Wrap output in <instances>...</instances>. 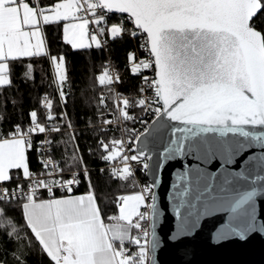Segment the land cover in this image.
<instances>
[{
  "label": "snow or ice",
  "instance_id": "6c2138e0",
  "mask_svg": "<svg viewBox=\"0 0 264 264\" xmlns=\"http://www.w3.org/2000/svg\"><path fill=\"white\" fill-rule=\"evenodd\" d=\"M262 13L264 0H56L49 6H42V0H0V86L10 85L14 62L46 57L60 99L66 100L61 89L66 80L65 58L49 55L45 33L46 26L61 24L62 42L72 49H99V37L105 34L112 39L122 34L142 38L138 46L146 55L138 59L129 53L130 71L153 73L142 76L143 87L138 91L143 97L123 99L124 107L117 109L125 124L139 123L143 131L124 127L126 139L99 142L107 153L105 162L119 157L124 165L112 171L117 179L134 178L133 162L154 175L152 183L137 194L119 197L123 207L118 217L110 219L125 221L124 225H105L91 190L73 195L81 183L78 172L65 178L64 170L48 159L41 162L45 178L33 177L28 157L31 137L47 130V124L38 122L36 111L30 113L27 130L16 126L8 137L0 132V182L18 181L16 189L0 188V204H21L26 228L51 264H146L148 230L144 225L161 182L158 170L168 161L188 157L198 162L185 164L174 174L171 194L181 203L223 200L239 191L237 181L244 179L246 169L264 171V152L244 159L238 171L228 167L243 156L245 142L264 149V27L256 23ZM115 14H120L119 22L106 28ZM32 73L33 65L28 63L25 75ZM98 79L104 85L113 78L105 69ZM52 106V100L45 97L47 121L56 119ZM135 108L140 109L139 117L130 114ZM146 117L152 118L151 123ZM165 120L175 124L165 125ZM166 126L171 127L169 138L153 165L148 138L159 142L157 133ZM60 130L51 128L52 132ZM132 144L136 147L130 148ZM216 160L221 166L210 172L208 166ZM11 170L22 171L13 177ZM84 175L89 176L86 170ZM21 179H27L26 188L19 184ZM56 190L65 195L56 198ZM43 191L47 199L41 198ZM5 214L0 208V217ZM0 230L23 245L25 238L11 219L0 222ZM133 230L136 235L130 234ZM32 237H28L29 244ZM129 245L138 251H130ZM19 251L24 254L23 248ZM17 264L24 262L17 258Z\"/></svg>",
  "mask_w": 264,
  "mask_h": 264
},
{
  "label": "trees",
  "instance_id": "16d2710c",
  "mask_svg": "<svg viewBox=\"0 0 264 264\" xmlns=\"http://www.w3.org/2000/svg\"><path fill=\"white\" fill-rule=\"evenodd\" d=\"M56 0H42V6H49ZM119 22L117 15H113ZM110 20L105 27H108ZM258 27H264V13L256 20ZM131 26L129 25V28ZM46 47L49 55L63 56L65 82L61 89L65 92L66 100L61 101L59 90L54 83L52 67L46 57L25 58L11 65L10 85L0 86V132L8 137L16 126L24 130L31 127L30 113H38V122L47 124L44 134H32L33 147L28 152L29 167L31 173L43 172L42 163L39 161L41 141L47 143V148L52 159L64 170L65 175L70 171L79 174L81 183L74 188L73 193L92 191L97 206L101 211L103 222L112 220L117 216L119 197L123 194L137 191L134 179L124 181L117 179L111 173L114 170L115 161L105 162L101 140L111 144L112 139L122 138L124 127L134 128L139 123L125 124L119 117L117 109H122V100H135L142 87V73L132 74L128 55L136 46L137 39L128 34H122L112 39L105 34L101 36L104 47L97 49H72L70 45L62 42L61 25L46 26ZM140 56L143 55L140 53ZM109 60L114 73L117 75L114 83L100 84L99 77L104 75ZM33 65L31 77H26V66ZM119 98V106L115 97ZM52 100L50 110L56 118L47 121L48 109L43 107L44 98ZM103 100V103L101 101ZM120 107V108H119ZM130 114L139 117L140 109L130 110ZM132 117H129L131 120ZM109 121V123H105ZM71 124V128L67 127ZM52 127H59V132H52ZM72 157H75L73 160ZM77 161L79 166H75ZM72 166L71 168L69 166ZM83 168L89 174L85 177ZM21 170H11L13 177L19 175ZM26 179H21L19 184L26 186ZM17 179L10 183L1 182L0 188L11 189L17 187ZM91 185V188H90ZM65 193L55 192V196ZM43 198V197H41ZM13 201L15 199L11 198ZM0 208L5 210V215L0 217V222L11 219L13 225L21 237H24L23 245L14 237L9 238L3 230H0V264H17V258L24 264H51L50 258L44 254L38 242L32 237V233L26 228V221L22 214V206L19 203H2ZM7 231H11L8 228ZM131 235H136L133 230ZM28 237H32L29 244ZM128 247L136 248L129 245ZM23 248V255L19 249Z\"/></svg>",
  "mask_w": 264,
  "mask_h": 264
},
{
  "label": "water",
  "instance_id": "95a60500",
  "mask_svg": "<svg viewBox=\"0 0 264 264\" xmlns=\"http://www.w3.org/2000/svg\"><path fill=\"white\" fill-rule=\"evenodd\" d=\"M164 123L175 124L167 120ZM247 127L261 130L259 126ZM170 131L171 127L166 126L157 133L159 142L148 138L147 150L154 154L151 164L159 159ZM261 152L264 149L259 145L247 141L243 156L228 167L238 171L244 159ZM193 163L198 162L178 158L158 170L161 182L155 188V205L150 206L148 264H264V171L246 169L244 179L237 181L239 191L223 200L177 202L171 194L174 174ZM220 166L216 160L208 170L217 171ZM145 177L152 183L151 169Z\"/></svg>",
  "mask_w": 264,
  "mask_h": 264
},
{
  "label": "built area",
  "instance_id": "2783aa9c",
  "mask_svg": "<svg viewBox=\"0 0 264 264\" xmlns=\"http://www.w3.org/2000/svg\"><path fill=\"white\" fill-rule=\"evenodd\" d=\"M89 16L91 15L90 13L88 14ZM117 18L119 19V15H117ZM94 27V26H93ZM100 39H101V46L102 47H104V41H103V39L101 38V37H99ZM140 42H142V38H137V42H136V46L131 50V52L130 53H134V55L139 59V58H144L145 57V53L143 52V51H141L140 50V48H139V43ZM140 53L143 55L142 57L140 56ZM107 63H108V66L105 68V69H107V71H108V73H109V75L113 78L112 79V82L114 83V81H115V79H116V77H117V75L114 73V71H113V68H112V66H111V64H110V62H109V60L107 61ZM130 66H131V64H129ZM142 75H153V73L152 72H150V71H143L142 72ZM142 87H143V81H142ZM143 93H139L137 96H136V99H138V98H142L143 97ZM115 99H116V104H117V106H119V98L116 96L115 97ZM120 108V107H119ZM145 119H147L148 120V122L149 123H151V119L152 118H149V117H146ZM134 128H136L137 130H139V131H143V127L140 125V124H138L136 127H134ZM15 130V129H14ZM13 130V131H14ZM12 131V132H13ZM12 132H10V133H12ZM122 138H124V139H126V137L125 136H123ZM47 141H46V139H44V140H42L41 141V146H40V153H39V161L40 162H42L43 160H48V159H50V160H52L53 161V163L54 164H56V165H58L53 159H52V157L50 156V154H49V150H48V148H47V143H46ZM134 145L135 144H132V145H129V147L130 148H135L134 147ZM130 154H135L134 152H132V153H130ZM124 167V165L121 163V161H120V158L118 157L116 160H115V162L113 163V168L114 169H122ZM132 167H133V169H134V182H135V185L137 186V191L138 192H140V190H141V188L143 187V186H145V185H147V184H150L151 182L145 177V172L142 170V167H141V165H139V164H137V163H135V162H133L132 163ZM84 168H83V172H84ZM72 172H76V171H70L69 172V174L68 175H65V173H64V177L65 178H67V177H69L70 176V174L72 173ZM33 174V177L34 178H45V170H43V172H41V173H32ZM26 181H27V179H26ZM28 182V181H27ZM25 188L27 187V185L26 186H24ZM2 188H6V187H2ZM17 187H13V188H11V189H16ZM56 192H59V193H61L59 190H56ZM41 197H48L47 196V192L46 191H43L42 193H41ZM13 199H16L15 197H12ZM141 210H143V208H141ZM149 211H150V209H149ZM150 219V218H149ZM144 227L145 228H147V230H148V237H147V252H146V256H145V261H146V264H148V261H149V258H150V252H149V249H148V244H149V236H150V228H149V221H148V223L147 224H145L144 225ZM136 234H137V232H136ZM143 242V241H142ZM130 248V251H138V248H132V247H129Z\"/></svg>",
  "mask_w": 264,
  "mask_h": 264
},
{
  "label": "rangeland",
  "instance_id": "374dc122",
  "mask_svg": "<svg viewBox=\"0 0 264 264\" xmlns=\"http://www.w3.org/2000/svg\"><path fill=\"white\" fill-rule=\"evenodd\" d=\"M110 20V23L108 24V27H111V25L113 24V23H117V21H115L114 20V18H110L109 19ZM61 35H62V24H61ZM57 57H60V56H57ZM121 104H122V102H121ZM124 106H123V104H122V108H123ZM137 187V186H136ZM138 193V191H134V192H130V193H127V194H123V195H121V196H124V195H135V194H137ZM120 196V197H121ZM123 207V203L120 201V199H119V202H118V206H117V211H118V213H117V217L119 216V214H120V208H122ZM132 220H133V222H135V220H136V217L135 216H133L132 217ZM124 224H126V222L125 221H118V220H109V221H106L105 222V225H124Z\"/></svg>",
  "mask_w": 264,
  "mask_h": 264
},
{
  "label": "crops",
  "instance_id": "0c3cea01",
  "mask_svg": "<svg viewBox=\"0 0 264 264\" xmlns=\"http://www.w3.org/2000/svg\"><path fill=\"white\" fill-rule=\"evenodd\" d=\"M22 171V170H21ZM1 183V182H0ZM89 192V191H88ZM88 192H82V193H73V195H86ZM63 195H65V194H63ZM62 195H58V196H56V198H60ZM44 199H47L48 197H43ZM95 202H96V200H95ZM96 205H97V203H96ZM98 207V206H97ZM102 219V218H101ZM103 221V220H102ZM105 223V222H104Z\"/></svg>",
  "mask_w": 264,
  "mask_h": 264
}]
</instances>
